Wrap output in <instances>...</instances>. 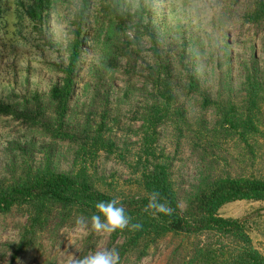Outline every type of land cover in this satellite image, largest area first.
Returning <instances> with one entry per match:
<instances>
[{
  "label": "trees",
  "instance_id": "16d2710c",
  "mask_svg": "<svg viewBox=\"0 0 264 264\" xmlns=\"http://www.w3.org/2000/svg\"><path fill=\"white\" fill-rule=\"evenodd\" d=\"M128 1L79 0L63 62L46 65L58 82L44 92L0 98V121L31 137L15 150L19 155L9 163L10 176L0 177V232L18 235L4 253H10L12 264L29 255L51 264L48 256L65 231L79 226L77 217L90 216L97 201L116 197L132 222L143 226L110 234L120 264H141L167 239L181 243L168 264H174L183 243L189 250L178 264H264L247 220L220 216L228 204L264 203V177L254 172L264 149V60L254 52L239 58V99L213 98L192 65L196 54L190 46L194 28L203 24L198 10L204 3L211 5V24L224 33L240 20L264 36V0ZM69 3L16 0L11 13L12 3L0 0V24L7 28L12 18L17 27L30 22L44 29L52 10ZM159 14L183 16L193 38H184L181 49L175 43L165 46ZM231 46L224 38L221 68L236 60ZM117 81L124 87L115 99ZM81 86L84 102L77 98ZM161 128L172 133V155L159 146ZM63 148L75 155L69 170L61 167ZM101 160L126 166L136 191L119 192L109 183L113 176L100 175ZM190 162L197 163L199 178L188 192L177 174ZM153 192L170 212L147 208ZM85 228L91 231L87 245L94 249L102 237Z\"/></svg>",
  "mask_w": 264,
  "mask_h": 264
},
{
  "label": "rangeland",
  "instance_id": "374dc122",
  "mask_svg": "<svg viewBox=\"0 0 264 264\" xmlns=\"http://www.w3.org/2000/svg\"><path fill=\"white\" fill-rule=\"evenodd\" d=\"M10 1V10L13 13L16 10L14 5L16 0ZM163 0H159L161 3ZM215 2V1H213ZM79 0H70V3L63 8L53 9L51 17L44 29L36 24L26 22L23 27H17V20L12 18L6 22V27L0 24V98L6 101L15 99V95L25 96L35 91H47L58 82L59 78L51 74L47 69V64H60L65 58V46L69 40L73 39L71 32L72 19L77 14ZM134 0H129L128 4H133ZM210 4H203L198 10L203 24L194 28V41L191 42V50L196 54L192 65L194 64L197 74L201 77L204 88L209 90L213 98L223 96L228 98L229 95L239 99L241 95L242 73L238 66L239 58H248L251 53H257L261 60H264V36L257 35L250 31L248 26L242 24L239 20L233 27L224 33L221 29L211 24V18L208 16ZM243 12V6L239 9V16ZM11 15V14H10ZM160 27L161 36L164 38V45L175 43L179 49L182 48L184 38L191 40L190 24L183 16L180 19L174 17L166 18L165 15L159 14L156 18ZM194 25V24H192ZM2 26V27H1ZM21 28V29H20ZM20 29V30H19ZM21 34V35H20ZM224 38L232 43L229 49L230 57L234 60L233 65L226 63L222 68L219 63L224 59L223 55L226 49H223ZM202 41V47L199 44ZM86 46V45H85ZM124 87L121 81L114 83V98L121 97V89ZM78 97L82 102L87 101L82 86L79 88ZM123 109L127 110L123 106ZM124 124V123H123ZM126 124V123H125ZM141 124L135 126L140 128ZM16 126L10 121H0V177H9L14 169L9 163L19 155L15 150L19 144H24L31 140L26 136L25 131H15ZM159 146L165 148L169 154L174 153L172 145L173 137L169 129L161 128L159 130ZM124 140V136L119 134ZM263 139V138H262ZM137 142L138 138L134 137L132 142ZM264 144V139H263ZM135 148V147H134ZM138 151V150H137ZM136 151V152H137ZM261 160L258 161V167L255 170V176L264 177V149L261 150ZM74 153L68 148H63L61 167L63 170H69L74 162ZM100 175L114 177L109 183L117 187L119 192H135L134 186L128 182L130 170L118 162H98ZM178 178L183 176L184 187L189 192L191 185L198 184L199 169L196 162H190L183 165L180 169ZM180 181V180H179ZM184 209V206H182ZM223 218L246 219V226L254 245L264 254V203L259 202H235L224 206L220 211ZM64 240L53 250L51 257L48 256L51 264H75V261L84 256L87 246L90 252L105 248L111 249L110 234H97L102 238L92 249L87 245L91 231L85 227L78 226L72 230L64 232ZM18 235L14 231L0 232V264H12L10 253H4L7 249L8 242L17 240ZM180 241H163L158 248L152 251V255L142 261L141 264H168ZM189 246L183 243L178 255L174 258V264L181 262V258L187 254ZM47 261V260H46ZM45 261V262H46ZM41 258L29 255L22 261L14 264H39Z\"/></svg>",
  "mask_w": 264,
  "mask_h": 264
},
{
  "label": "clouds",
  "instance_id": "9594fccd",
  "mask_svg": "<svg viewBox=\"0 0 264 264\" xmlns=\"http://www.w3.org/2000/svg\"><path fill=\"white\" fill-rule=\"evenodd\" d=\"M94 207L95 211L90 216H78L75 223L82 227L90 226L97 234H112L123 230L139 231L143 227L139 222H132L131 216L119 198L97 201ZM147 208L161 213L171 211L165 203L160 202L158 192L151 194ZM75 264H120V253L114 248L96 250L78 258Z\"/></svg>",
  "mask_w": 264,
  "mask_h": 264
}]
</instances>
